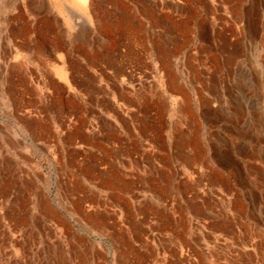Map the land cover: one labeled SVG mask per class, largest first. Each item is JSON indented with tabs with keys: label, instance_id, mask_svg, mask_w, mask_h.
I'll list each match as a JSON object with an SVG mask.
<instances>
[{
	"label": "rangeland",
	"instance_id": "1",
	"mask_svg": "<svg viewBox=\"0 0 264 264\" xmlns=\"http://www.w3.org/2000/svg\"><path fill=\"white\" fill-rule=\"evenodd\" d=\"M58 1L0 0V69L10 45L18 77L23 38L31 106L0 99V264H264V0H108L139 21L140 58L101 84L124 168L97 179L69 177L68 131L113 114L55 113Z\"/></svg>",
	"mask_w": 264,
	"mask_h": 264
},
{
	"label": "crops",
	"instance_id": "2",
	"mask_svg": "<svg viewBox=\"0 0 264 264\" xmlns=\"http://www.w3.org/2000/svg\"><path fill=\"white\" fill-rule=\"evenodd\" d=\"M78 2L77 0H59V8L63 4L65 8L64 12L67 13V9L69 16H61L59 12L60 16L58 18L54 17L53 21L54 38L52 44L54 58L56 60L57 56L60 57L59 61L61 60V64H59V70L60 74H62V79L56 80L60 84L58 88L60 102L58 105L60 104L62 107L56 108L55 113H67L79 120H83V118L86 120V117L88 119L89 115L92 114V116H99L100 123L102 121L105 122V120L101 119V116L106 117L107 114H113L110 122L103 124V127L111 134H108V136H112L110 139L105 140V133L101 132L103 127L98 130V133L95 134L92 132L91 135L86 125L83 126V123H81V127L79 126V128H76V125L69 127L68 161L70 164V178L83 176L86 179H97L102 175L101 172L104 171L105 166H107L106 171H108L110 176L115 178L117 177L115 173L118 172L119 168H124V163L121 161L123 152L120 148L122 146L119 139L115 137L119 124L117 118H115L117 116L116 108L114 106L104 107L100 105L106 102V98L108 99L107 94L101 90V84L118 83L122 82L125 78H130V81H135L131 77L134 76V71L131 68L134 66L135 59L140 58L135 53L138 50L137 44L140 39V23L136 21L134 16L129 14L130 12H127L128 9L125 11L126 9L124 8L126 7L123 4L120 8L121 10L124 9L125 12L118 8V10H110L108 0H90V10L85 5L86 1H82L80 4L83 6V10H78V12H74V9L70 5H67ZM65 17L69 18L68 24H66ZM5 20H7V17ZM11 22L10 19L9 23ZM136 28L138 31H135ZM66 34L68 36L67 41L65 39ZM21 43L22 61L18 65L20 66V74L18 77L14 78L12 74L13 62L10 45L5 48L4 54L2 55V60L4 61L1 67L4 70L2 71L0 69V99L4 98V105H6L7 100L9 103L15 96L17 99H20L22 104L21 109L26 110L30 106V99L28 98L27 71L24 69L25 65L23 64L25 56V51H23V38H21ZM62 66H65L64 69L61 68ZM3 74L4 80H2ZM66 83L68 84L67 87L64 85ZM65 100L67 101V109ZM51 112V110L39 111V113ZM93 123L95 122L93 121ZM23 132L21 130V134ZM80 148L86 149L85 155L90 148L92 156L89 158L87 155L85 163L82 166L78 162L82 153ZM98 166L100 169H98ZM94 184L91 183L89 186L93 187L92 185ZM98 184L96 183L95 185ZM116 184H113L114 187L119 188ZM154 192L160 193L157 189ZM97 193L98 190H96ZM124 193V191L117 189L116 191H109L106 195ZM88 194L93 197L95 196L94 192L86 190V195L88 196ZM124 204L123 201H118V205L116 204V206L124 208Z\"/></svg>",
	"mask_w": 264,
	"mask_h": 264
},
{
	"label": "bare ground",
	"instance_id": "3",
	"mask_svg": "<svg viewBox=\"0 0 264 264\" xmlns=\"http://www.w3.org/2000/svg\"><path fill=\"white\" fill-rule=\"evenodd\" d=\"M263 4V3H262ZM139 6V5H138ZM124 7H126V6H124ZM123 7V8H124ZM257 8V7H256ZM124 9H126L125 11H127V8H124ZM124 9H122L123 11H124ZM180 9V8H179ZM100 10V9H99ZM155 10V9H154ZM124 11V12H125ZM128 12V11H127ZM19 15V14H18ZM259 16V15H258ZM231 17V16H230ZM247 17V16H246ZM20 18V17H19ZM130 19V18H129ZM128 19V20H129ZM256 19H258V18H256ZM167 20V19H166ZM41 21V20H40ZM122 22V21H121ZM186 24V23H185ZM264 24V23H263ZM157 25V24H156ZM182 27V26H181ZM171 28V27H170ZM15 29V28H14ZM259 29V28H258ZM119 31V30H118ZM53 32V31H52ZM85 33V32H84ZM101 33V32H100ZM51 34V33H50ZM79 34V33H78ZM78 36V35H77ZM48 37V36H47ZM45 38V37H44ZM79 39V38H78ZM49 40V39H48ZM168 40V39H167ZM179 40V39H178ZM58 41V40H57ZM110 41V40H109ZM164 41V40H163ZM49 42V41H48ZM47 42V43H48ZM111 42V41H110ZM131 42V41H130ZM56 44V43H55ZM175 44V43H174ZM157 45V44H156ZM60 48V47H59ZM167 48V47H166ZM58 49V48H57ZM167 50V49H166ZM79 51V50H78ZM161 51V50H160ZM162 51H164V49L162 50ZM161 53H163V52H161ZM130 54V53H129ZM162 55V54H161ZM162 57V56H161ZM168 57V56H167ZM110 58V57H109ZM123 58V57H122ZM134 60V59H133ZM161 60V59H160ZM229 60V59H228ZM110 61V60H109ZM165 64V63H164ZM162 65V64H161ZM54 66V65H53ZM71 66V65H70ZM76 68V67H75ZM16 70V69H15ZM167 70V69H166ZM168 76H169V78H168V81H169V84H170V86L172 87L173 85H175L176 84V80H175V77H173V74L172 73H169L168 72ZM93 83V82H92ZM221 83V82H220ZM182 85V84H181ZM171 87H169V88H171ZM56 88V87H55ZM120 88V87H119ZM168 88V89H169ZM173 89H175V88H173ZM180 89V88H179ZM178 89V90H179ZM171 90V89H170ZM177 90V89H176ZM182 91V90H181ZM24 93V92H23ZM178 93V92H177ZM184 96V95H183ZM188 96V95H187ZM24 97V96H23ZM70 99V98H69ZM187 101V100H186ZM190 101V100H189ZM208 101V100H207ZM209 102V101H208ZM34 103V102H33ZM189 104V103H188ZM31 107V106H30ZM25 108V107H24ZM212 108V107H211ZM190 111V110H189ZM185 114V113H184ZM214 115V114H213ZM189 118H191V116L189 117ZM183 121V120H182ZM194 121V120H193ZM39 127H40V125H39ZM179 130V129H178ZM175 131V130H174ZM184 131V130H183ZM195 134V133H194ZM184 135V134H183ZM83 137V136H82ZM85 138V137H84ZM179 139V138H178ZM181 139V138H180ZM183 141V140H182ZM184 145V144H183ZM184 148V147H183ZM196 150V149H195ZM189 158V157H188ZM222 179V178H221ZM228 185V184H227ZM93 199V198H92ZM80 203V202H79ZM125 205V204H124ZM85 206V205H84ZM99 206V205H98ZM121 208V207H120ZM95 226V225H94ZM262 248V247H261ZM245 264V263H244Z\"/></svg>",
	"mask_w": 264,
	"mask_h": 264
}]
</instances>
